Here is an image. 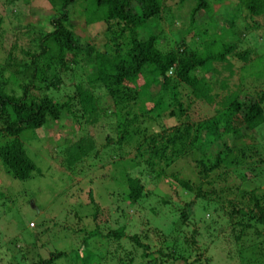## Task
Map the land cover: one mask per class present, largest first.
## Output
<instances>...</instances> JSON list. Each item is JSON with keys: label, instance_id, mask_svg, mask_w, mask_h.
Instances as JSON below:
<instances>
[{"label": "trees", "instance_id": "16d2710c", "mask_svg": "<svg viewBox=\"0 0 264 264\" xmlns=\"http://www.w3.org/2000/svg\"><path fill=\"white\" fill-rule=\"evenodd\" d=\"M45 1L55 13L48 20L51 29L38 32V37L28 42L29 46L22 50L25 61L19 65L10 48L4 67L0 68H16L10 76L16 77L13 85L21 92L17 95L14 90H6V85L0 89V165L4 172L19 181L29 179L33 171L38 172L18 139L23 131L38 130L47 119L56 122L63 114L79 130V120L86 125H98L107 120L109 112L108 117L116 121V136H106L105 147L111 144L123 149L136 136L134 147L122 158L128 163L126 172L138 171L137 178L123 173L129 206L147 196L141 181H162L171 193L169 198L178 201L184 195L189 199L178 209L182 224L186 220L185 210L193 205L203 211L211 208L215 213L224 212L225 221L236 234L235 242L252 230V236L262 238L264 248V192L256 186L259 176L264 175V144L259 142L264 136L253 135L255 131L261 132L264 125V89L250 93L243 90L245 77L255 81L264 78L262 70L249 72L264 55H257L247 46L240 48L247 44L243 41L245 30L264 19V0H233L231 10L227 12L225 7L219 13H213L210 0H176L177 6L192 2L186 23L178 22L176 10L174 13L171 4L164 0ZM74 5L81 9L86 25L105 26L112 49L82 44L74 35L68 24ZM200 12L205 19L198 18ZM246 20L250 27L246 23L240 36V23ZM163 40L174 47L161 50L157 44ZM235 62L241 65L236 68ZM29 68L28 84L17 82V76ZM70 71L76 82L73 93L57 102L48 93L60 90V74ZM9 81L10 78L7 86ZM73 102L76 111H72ZM197 105L206 107L210 114L199 116L192 111ZM148 123L157 131L147 134L145 128L136 129ZM65 144L57 163L65 170H71L83 158L98 155L88 137L66 139ZM186 162L190 168L187 172L181 168ZM231 181L235 184L228 185ZM162 205L172 208L168 200L162 201ZM107 237L123 239L124 229L110 232ZM194 237L192 231L189 247L196 246ZM128 240L142 251L140 259L154 255L159 258L153 264H169L167 260L175 258L187 264L175 248L167 255L160 249L150 254L147 242L136 235ZM168 240L158 244L159 248H166ZM130 253L134 254L127 255ZM86 256L90 259L89 253ZM62 257L63 253H51L49 259L37 264H52ZM132 263L134 260L125 264Z\"/></svg>", "mask_w": 264, "mask_h": 264}, {"label": "rangeland", "instance_id": "374dc122", "mask_svg": "<svg viewBox=\"0 0 264 264\" xmlns=\"http://www.w3.org/2000/svg\"><path fill=\"white\" fill-rule=\"evenodd\" d=\"M164 1L167 5L171 4L174 13L176 10L178 22L186 23L192 2L177 6L174 4L176 0ZM209 4L213 13H219L225 7L228 8V12L234 7L235 1L210 0ZM72 9L68 24L74 35L81 39L82 44L95 45L99 49H102V46H105L106 50L112 49V44L108 41L110 34L104 33L105 26L86 25L81 9L76 5ZM53 15L55 13L45 0H14L11 3L0 0V30L3 32L0 35V68L4 67L6 54L9 56L10 48L17 65L25 61L22 50L29 46L30 40L38 37V32H48L51 29L48 20ZM198 18L205 19L204 13L200 12ZM257 22L256 27L245 30L243 41L247 44H241L240 48L247 46L260 56L264 55V19ZM246 23L250 27L248 20L240 23V30L237 31L240 36L244 33L242 27L246 26ZM212 32L209 31L210 36ZM17 36L20 40L15 41L18 39ZM157 47L166 51L174 46L163 40L158 41ZM199 47L195 48L200 49ZM10 62L11 59L8 66ZM240 65L241 63L235 62L236 68ZM257 69L264 71L263 56L255 61L249 72ZM11 71L0 69V89L6 85V90L11 89L15 94H21L13 85L16 77L10 76L13 74ZM70 72L60 74L63 83L59 87L60 90L48 93L57 102L64 101L66 95L73 93L76 82H73L75 80L71 77L73 72ZM30 75L29 68L24 74L17 76V82L28 84ZM205 77L209 78L210 75L205 74ZM9 78L7 86L5 83ZM236 79L237 77H234V80ZM254 81L253 77L243 79L244 92L264 89V78ZM102 99H105L104 96ZM75 106L73 102L72 111H76ZM192 111H196L199 116L210 114V110L208 112L206 107L198 105ZM133 112H137L135 108ZM108 115L109 112H106L107 120L100 121L94 126L86 125L83 120H79L81 128L78 130L71 118L63 114L56 122L47 119L46 124L40 129L26 130L20 134L18 139L24 152L39 173L33 171L29 179L19 181L5 173L0 165V264H37L46 261L51 253L55 252L63 253V257L52 264H125L130 260H134V264H153L152 261L159 257L153 255L147 259H140L142 251L134 248L128 240L132 235L139 237L143 243H148L147 253L151 254L160 249L167 255L175 248L176 254L182 255L187 264L195 261V264L199 262L202 264L204 261L207 264H264V248L260 243L262 238L252 236V230H248L247 237H241L235 242L236 234L232 232L230 223L225 221L224 212L215 213L211 208L203 211L199 206L193 205L185 210L186 220L185 224H182L179 210L189 199L184 195L179 197L178 201L169 198L171 193L167 192L165 182L141 181L147 196H143L135 206H129L125 200L127 189L123 174L128 163L123 162L122 158L127 157L125 153L130 147H134L136 136H132L123 149H116L111 144L105 147L104 138L116 136L114 133L116 121ZM142 128H145L147 134L157 131L150 123L146 127L140 126L136 129ZM253 135L264 136V125L261 132L255 131ZM79 137L90 138L98 155L94 158H83L71 170H65L57 164L61 150L66 145L65 140L75 141ZM259 140L260 144H264L263 137ZM186 164L181 167L185 172L189 168V164L187 162ZM136 172L132 169V172L126 173L137 178ZM259 177L261 179H258L256 186L259 191L264 192L262 187L264 175ZM258 182L263 183L261 185ZM227 184H235V181ZM161 199L168 200L172 208L162 205ZM152 211L155 214H152ZM204 227L208 231H205ZM119 228L124 229L123 239L115 241L107 237L110 232ZM192 231L195 232L196 246L189 247ZM145 234L148 237H145ZM212 235L217 237L213 238ZM163 240H168L167 247L159 248L158 244ZM86 252L90 254V259ZM127 252L134 253L133 257L131 253L128 256ZM162 259L165 260L163 257ZM167 261L169 264H184L177 258L175 261L172 259Z\"/></svg>", "mask_w": 264, "mask_h": 264}]
</instances>
